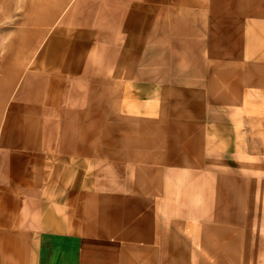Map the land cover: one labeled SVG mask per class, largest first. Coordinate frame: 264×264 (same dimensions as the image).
Segmentation results:
<instances>
[{
    "label": "crops",
    "instance_id": "0c3cea01",
    "mask_svg": "<svg viewBox=\"0 0 264 264\" xmlns=\"http://www.w3.org/2000/svg\"><path fill=\"white\" fill-rule=\"evenodd\" d=\"M23 2L0 264H264V0Z\"/></svg>",
    "mask_w": 264,
    "mask_h": 264
},
{
    "label": "rangeland",
    "instance_id": "374dc122",
    "mask_svg": "<svg viewBox=\"0 0 264 264\" xmlns=\"http://www.w3.org/2000/svg\"><path fill=\"white\" fill-rule=\"evenodd\" d=\"M18 1L3 0L0 12V91L3 97L18 90L19 84L12 79L23 70L19 65L32 57L42 41V5ZM30 7L34 9L26 10Z\"/></svg>",
    "mask_w": 264,
    "mask_h": 264
}]
</instances>
